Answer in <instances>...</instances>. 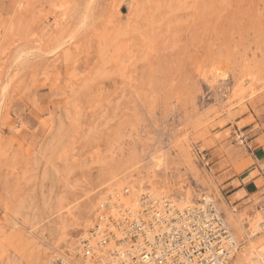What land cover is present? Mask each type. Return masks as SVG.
I'll use <instances>...</instances> for the list:
<instances>
[{
	"label": "rangeland",
	"instance_id": "374dc122",
	"mask_svg": "<svg viewBox=\"0 0 264 264\" xmlns=\"http://www.w3.org/2000/svg\"><path fill=\"white\" fill-rule=\"evenodd\" d=\"M263 130L264 0H0V264H80L101 203L147 192L211 197L247 264L264 179L224 184Z\"/></svg>",
	"mask_w": 264,
	"mask_h": 264
},
{
	"label": "built area",
	"instance_id": "2783aa9c",
	"mask_svg": "<svg viewBox=\"0 0 264 264\" xmlns=\"http://www.w3.org/2000/svg\"><path fill=\"white\" fill-rule=\"evenodd\" d=\"M129 194L125 187L123 195ZM240 246L213 200L177 207L148 192L132 203L117 193L101 203L97 224L81 238L77 256L80 264H229Z\"/></svg>",
	"mask_w": 264,
	"mask_h": 264
},
{
	"label": "crops",
	"instance_id": "0c3cea01",
	"mask_svg": "<svg viewBox=\"0 0 264 264\" xmlns=\"http://www.w3.org/2000/svg\"><path fill=\"white\" fill-rule=\"evenodd\" d=\"M258 138L264 140V130ZM250 153L253 164L242 175H234L224 184L227 192H230L228 194L229 198L238 194L241 195V198L236 201V205L244 206L245 202L259 193L258 180L264 179V143L257 146Z\"/></svg>",
	"mask_w": 264,
	"mask_h": 264
},
{
	"label": "bare ground",
	"instance_id": "6f19581e",
	"mask_svg": "<svg viewBox=\"0 0 264 264\" xmlns=\"http://www.w3.org/2000/svg\"><path fill=\"white\" fill-rule=\"evenodd\" d=\"M178 20V19H177ZM131 186V185H130ZM132 187H136L135 184L132 185ZM120 193V192H119ZM151 194V193H150ZM152 195V194H151ZM154 196V195H153ZM136 198V197H135ZM189 197L187 196L185 199H188ZM203 199L209 201V200H212L211 197H208V196H205ZM136 199L134 200H129V199H126L127 202L129 203H132L133 201H135ZM173 201V200H172ZM174 202V201H173ZM175 203V202H174ZM135 205V204H134ZM175 205L177 207H179L176 203ZM243 232V227H239L238 228V233L239 234H242ZM259 231H254L253 235L256 233L258 234ZM252 235V236H253ZM250 245L245 249L244 253H243V260H245V262L247 264H260L262 263V261H264V253H261L260 252V247L261 246H258V244H256V242L253 241H250ZM263 248V247H262ZM36 260V259H35Z\"/></svg>",
	"mask_w": 264,
	"mask_h": 264
}]
</instances>
